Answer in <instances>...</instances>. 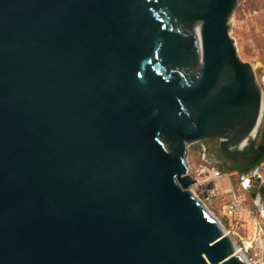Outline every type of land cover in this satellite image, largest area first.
<instances>
[{
    "label": "water",
    "instance_id": "1",
    "mask_svg": "<svg viewBox=\"0 0 264 264\" xmlns=\"http://www.w3.org/2000/svg\"><path fill=\"white\" fill-rule=\"evenodd\" d=\"M239 2L0 0V264H247L188 163L263 116Z\"/></svg>",
    "mask_w": 264,
    "mask_h": 264
},
{
    "label": "rangeland",
    "instance_id": "2",
    "mask_svg": "<svg viewBox=\"0 0 264 264\" xmlns=\"http://www.w3.org/2000/svg\"><path fill=\"white\" fill-rule=\"evenodd\" d=\"M230 35L234 39L238 55L240 58L252 64L257 81L264 90V2L263 0H240L238 7L230 18ZM210 140V139H208ZM200 143V142H197ZM192 144L188 152V163L190 172L196 175L202 166H206L210 174L220 170L222 176L216 178L217 191L216 196L206 202L212 213L219 218L226 231L234 240L240 241L239 236H247L244 231V223L236 225L233 220L225 213L224 206L231 201L232 191L242 194L246 198V203L258 215L257 207L249 196L248 189L242 185L244 179L240 174L224 166H219L218 159L206 153V159H203V153L200 154ZM165 146H169L165 142ZM264 174V171H262ZM248 179L249 181L252 180ZM247 181V185L249 184ZM255 184L257 183L254 179ZM250 185V184H249ZM264 201V200H263ZM264 214V203L260 206ZM245 253V251H244ZM246 255V254H245Z\"/></svg>",
    "mask_w": 264,
    "mask_h": 264
},
{
    "label": "built area",
    "instance_id": "3",
    "mask_svg": "<svg viewBox=\"0 0 264 264\" xmlns=\"http://www.w3.org/2000/svg\"><path fill=\"white\" fill-rule=\"evenodd\" d=\"M264 98V90H263ZM264 114V105H263ZM261 121L256 129H254L246 138L241 140L235 147L238 149L245 148L248 143L255 139L258 128L262 122ZM234 147V148H235ZM203 159H206V153H203ZM192 174V172H191ZM261 174L258 170L252 173L253 176H258ZM194 182L189 186V189L197 196L202 202H207L212 200L216 196L217 191V181L216 178L222 176L221 171L218 170L214 174H210L206 166H202L198 174H192ZM242 185L249 189L247 183V178L243 176ZM246 198L242 194L235 193L232 191L231 201L225 206V213L230 217L231 220L235 222L238 226L244 223V231L248 233L247 236H239L240 241L236 242L245 251L249 264H264V216L258 210V215L254 213L252 208L245 202Z\"/></svg>",
    "mask_w": 264,
    "mask_h": 264
},
{
    "label": "flooded vegetation",
    "instance_id": "4",
    "mask_svg": "<svg viewBox=\"0 0 264 264\" xmlns=\"http://www.w3.org/2000/svg\"><path fill=\"white\" fill-rule=\"evenodd\" d=\"M262 144H264V142H261V140H259L256 135L255 139L251 140L245 148L241 150L236 147L234 148V150L240 151L241 153L244 154V158L246 161H244L243 163H238L230 158H227L226 156L222 154L223 159L221 163L224 167L240 174V176H245V177L250 176L251 177L252 173H254L256 170H258L261 173L262 171H264V152L253 163H249L247 160H250L252 156V153L250 150L253 147H259ZM248 192H249V196L251 197L252 202H254L256 207H259V205H257L255 198L256 199L259 198L260 186L259 185L257 186V184L251 183L248 189ZM262 199L264 200V195Z\"/></svg>",
    "mask_w": 264,
    "mask_h": 264
},
{
    "label": "trees",
    "instance_id": "5",
    "mask_svg": "<svg viewBox=\"0 0 264 264\" xmlns=\"http://www.w3.org/2000/svg\"><path fill=\"white\" fill-rule=\"evenodd\" d=\"M264 2V0H263ZM257 138L261 140V142H264V114H263V119L262 122L258 128L257 132ZM196 150H199V153L202 154L203 152L205 153H210L211 156H215L218 159L219 166L222 168V159L223 155L220 150V145H219V140L218 139H210V140H205L200 143H197L196 145L193 146Z\"/></svg>",
    "mask_w": 264,
    "mask_h": 264
},
{
    "label": "bare ground",
    "instance_id": "6",
    "mask_svg": "<svg viewBox=\"0 0 264 264\" xmlns=\"http://www.w3.org/2000/svg\"><path fill=\"white\" fill-rule=\"evenodd\" d=\"M262 104L264 105V98H263V100H262ZM256 180V179H255ZM204 203V206L206 207V209L208 210V212H209V214L211 215H214L213 213H212V211L210 210V208L206 205V203L205 202H203ZM217 216V215H216ZM224 227V226H223ZM224 232L226 233V234H228L229 235V233L226 231V229H225V227H224ZM230 236V235H229ZM235 252H236V254H237V256L238 257H240L244 262H246L247 264H249V260L247 259V256L245 255V253H244V250L243 249H241V247L238 245V243L236 242L235 243Z\"/></svg>",
    "mask_w": 264,
    "mask_h": 264
},
{
    "label": "crops",
    "instance_id": "7",
    "mask_svg": "<svg viewBox=\"0 0 264 264\" xmlns=\"http://www.w3.org/2000/svg\"><path fill=\"white\" fill-rule=\"evenodd\" d=\"M243 177V176H242ZM252 177V176H251ZM258 177H259V180L257 179V176H253L252 177V180L251 181H253V179L257 182L256 184H257V186L259 185H261V183L262 182H264V174L261 172V174H259L258 175ZM244 178V177H243ZM248 179H251L250 177L249 178H247V181H249ZM251 181H249V184L251 185V183H254V182H251ZM248 184V186L250 187V185ZM255 184V183H254ZM255 200H256V202H257V205H259V207H257V209L263 214V212H262V209L260 208V206H262V203H264V201H263V199L261 198H255ZM263 216H264V214H263Z\"/></svg>",
    "mask_w": 264,
    "mask_h": 264
}]
</instances>
